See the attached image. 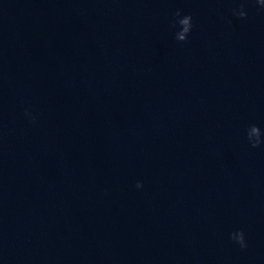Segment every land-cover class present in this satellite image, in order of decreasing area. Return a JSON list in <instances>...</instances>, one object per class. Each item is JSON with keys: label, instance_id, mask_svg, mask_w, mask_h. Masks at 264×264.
<instances>
[{"label": "water", "instance_id": "water-1", "mask_svg": "<svg viewBox=\"0 0 264 264\" xmlns=\"http://www.w3.org/2000/svg\"><path fill=\"white\" fill-rule=\"evenodd\" d=\"M260 4L0 0V264H264Z\"/></svg>", "mask_w": 264, "mask_h": 264}, {"label": "clouds", "instance_id": "clouds-1", "mask_svg": "<svg viewBox=\"0 0 264 264\" xmlns=\"http://www.w3.org/2000/svg\"><path fill=\"white\" fill-rule=\"evenodd\" d=\"M260 5L264 6V4H260ZM175 15H176L177 18H179L181 16V13L178 11V12H176ZM239 16L241 18H246V13H244L243 15H239ZM178 22H179L180 27L181 28L183 27L184 32H188L189 31V27L188 26L192 22V18H191V16H186V17H184L182 19H179ZM179 40H184V36L180 35L179 36ZM137 187L141 188V187H143V185L142 184H138ZM240 234H241V237L243 238L244 233L241 231ZM232 239H233V236H232ZM241 247H247L246 243H241Z\"/></svg>", "mask_w": 264, "mask_h": 264}]
</instances>
